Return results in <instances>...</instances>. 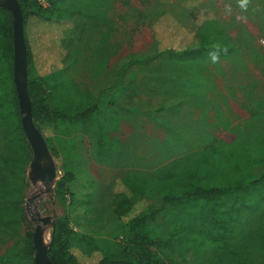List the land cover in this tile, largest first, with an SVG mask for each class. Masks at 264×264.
<instances>
[{
    "label": "rangeland",
    "instance_id": "374dc122",
    "mask_svg": "<svg viewBox=\"0 0 264 264\" xmlns=\"http://www.w3.org/2000/svg\"><path fill=\"white\" fill-rule=\"evenodd\" d=\"M195 1L112 0L111 5L102 8L99 17L74 16L68 27L62 24L52 27L56 22L38 18L42 27L34 25L37 31L47 28L56 33V40L40 36L41 44H52L55 51L65 50L61 52L66 57L62 67L54 69L52 74L54 81L61 83L53 86L52 105L59 106L57 98L62 95L65 98L63 105L66 103L69 107L68 115H74L76 107H89L94 103L93 98L98 106L83 120L57 116L53 121L54 128L44 131L57 170L54 186L44 192L42 183L32 184L27 177L23 207L30 226L18 238L0 232V257L10 250L26 251L28 237L25 234L27 231L32 233L35 227L30 217L37 214L51 216L53 220L65 215L75 231L120 240L119 222L111 198L115 181L122 175L147 180L138 188L129 185V193L154 194L150 199L147 194L137 198L138 202L135 199L137 208L161 204L163 188L157 183L164 174H169L173 182L181 172L193 173L200 179H192V183L203 186H222L229 181L241 184L251 179L252 174L254 177L260 175V162L248 166L244 161L264 152V44L261 42L264 25L256 24L241 13L237 0H201L209 3L207 12L225 23L227 33L236 44L235 52L220 58L217 64L211 63L210 58L198 59L196 49L204 37L197 32L190 36V42H184V46L175 44L170 51L165 47L155 48L159 30L166 35L175 30L174 26L179 28L169 17L176 16L175 10L180 14L188 5H196L190 4ZM43 4L47 5L45 1ZM146 8L160 9V14L165 11L166 24H159L152 17L139 18L137 13L147 14ZM126 12L129 14L125 15ZM2 17L5 19L4 13ZM187 27L190 28L189 23ZM26 28L34 30L28 23ZM2 37L0 34V39ZM7 41L4 37V47L0 50V84L3 86L0 93L11 92L10 58L5 50ZM30 49L37 72H48V68L36 61L35 45H30ZM98 57L106 60L108 72L98 74ZM57 85L59 87L55 88ZM221 87L245 93L248 113L236 114L229 109L214 108L209 120L216 123L206 125L205 118L210 115L206 109L207 101L214 100L205 98L209 92L214 94ZM114 88L118 94L114 93ZM143 96H151V99ZM193 96L200 99L199 105L195 106ZM144 108L147 111L142 116ZM196 108L201 114L196 115ZM148 121L153 126L161 123L159 131L143 130ZM127 122H133V132H127ZM232 122L237 125L228 128ZM208 125H211L210 130ZM200 126L204 130H198ZM234 160L240 165L244 163V167L231 174ZM64 163L71 175L67 177L70 179L61 199L55 193V184L63 176L58 168ZM242 228L247 229V225ZM42 229L46 243L50 244L52 226L45 225ZM211 256L212 248L199 256L190 252L186 263L203 264Z\"/></svg>",
    "mask_w": 264,
    "mask_h": 264
},
{
    "label": "trees",
    "instance_id": "16d2710c",
    "mask_svg": "<svg viewBox=\"0 0 264 264\" xmlns=\"http://www.w3.org/2000/svg\"><path fill=\"white\" fill-rule=\"evenodd\" d=\"M17 1L23 16L27 55V90L31 101L32 118L50 153L53 154L44 131L54 128V119L57 116H63L70 120H83L96 110L98 105L93 98L94 103H90L89 107H83V109L82 106L76 107L74 115L67 114L69 107L66 103L63 105L65 98L62 95L57 98L59 106L52 105L53 86L61 84L59 80L54 81L52 74L55 72L54 69L60 70L62 67V61L66 57H63L61 52L65 50L55 51L52 44L43 46L39 37L46 36L47 39L56 40V33H52L47 28L37 31L34 25L41 26L38 20L41 18L48 22H56L52 27L58 24L68 27L74 16L99 17L102 8L111 5L112 0ZM43 1L47 5H44ZM193 3L196 5H188L180 14L175 10L176 16L169 17L179 28L174 26L175 30L166 35L159 30L158 40L155 39L154 42L155 48L165 47L166 51H170L173 49L171 46L175 44L184 46L185 43L190 42V36L197 32L204 37L196 49L198 59H209L213 44L227 48V53L221 54L220 58H226L234 53L235 43L227 33L225 23L216 18L213 13L207 12L209 3L196 0L190 4ZM146 9L147 14L137 10L139 12L137 16L139 14V18L152 17L159 24L166 22L167 17L163 16L165 11L160 14V9ZM240 12L256 24L264 25L263 0H251L248 11L240 10ZM2 13L5 14V19ZM127 14L129 12L125 15ZM201 14L207 16H200ZM11 20L10 12L0 8V34L3 36L0 39V50H3L5 37L8 40L5 50L10 58L12 83L11 92L0 93V232L4 231L12 238H18L30 226L23 203L28 186L26 173L32 160V150L22 129L13 82ZM2 21H5V28L2 27ZM27 23L34 30H27ZM188 23L190 28L187 27ZM33 44L37 50L34 55L38 65L48 68V72L44 74H39L33 64L30 49V45ZM56 45L60 47L57 41ZM98 61L99 74L102 71L105 72L107 62L105 64L106 60L101 57H98ZM58 85L55 88H58ZM0 87L3 86L0 84ZM233 162L229 172L236 174L243 169L244 163L240 165L239 161ZM244 162H248V166L254 162H260L262 168L258 177L252 174L249 176L252 177L251 179L241 184H231L229 181L222 186L195 185L192 179L197 181L200 178L193 173L186 175L181 172L173 182L170 181L169 174H164L157 183L163 190L161 191L162 202L156 207L150 204L135 207L138 199L146 196L144 194H147V199L154 194L148 195L149 193H143V191L129 193V185L138 188L137 186H142L147 180L137 177L129 179L126 175H122L115 181L111 198L113 212L119 222L121 239H102L75 231L70 226L68 218L60 215L54 219L47 254L54 264H187L188 253L193 252L195 256H199L204 250L212 248L211 258L203 264H264V152L248 157ZM58 170L63 176L56 181L55 193L63 199L67 190L66 182L70 179L67 177H70L71 171L65 163ZM243 225H247V229H243ZM25 235L28 237L26 251L10 250L1 255L0 264H35L32 233L27 231Z\"/></svg>",
    "mask_w": 264,
    "mask_h": 264
},
{
    "label": "water",
    "instance_id": "95a60500",
    "mask_svg": "<svg viewBox=\"0 0 264 264\" xmlns=\"http://www.w3.org/2000/svg\"><path fill=\"white\" fill-rule=\"evenodd\" d=\"M0 8L9 11L12 17L13 82L21 114L22 129L32 150V160L28 165L27 177L32 184L43 183L44 192H48L54 186L57 170L53 156L32 118L31 101L27 90L26 41L21 7L17 0H0ZM30 220L35 224L32 232L35 264H54L47 254L49 243H46L42 229V226L50 224L53 231L54 220L51 216L42 217L39 214L31 216Z\"/></svg>",
    "mask_w": 264,
    "mask_h": 264
},
{
    "label": "crops",
    "instance_id": "0c3cea01",
    "mask_svg": "<svg viewBox=\"0 0 264 264\" xmlns=\"http://www.w3.org/2000/svg\"><path fill=\"white\" fill-rule=\"evenodd\" d=\"M235 47H236V44H235ZM236 49H237V47H236ZM124 63H125V61L122 62L121 66L124 65ZM125 65H126V67H128L127 64H125ZM105 72H108V68L105 70ZM120 73H122V72H119L118 74H120ZM126 77L123 76V78H126ZM116 90H117V88L113 89L114 93L118 94L116 92ZM215 93H217V94H215ZM215 93H214L215 94V96H214L213 93L209 92L207 98H205V99L212 98V100H214L213 102L212 101L211 102L207 101L206 109H207V113L210 114V115H207L206 118H205V124L206 125L207 124L216 123V121L209 120V117L211 118V116L214 114V110H213L214 108H217V110H227V109H229V111H233L236 114L237 113L239 114L241 112L248 113V108L246 106L247 103H246V101H244V99L246 98L245 97V93L239 92V91L238 92H233V91L225 90L222 87L220 88V90L216 91ZM161 96H154V98H159L160 99ZM127 98H129V95H128ZM143 98L151 99V96H143ZM193 99L195 100V103H196L195 106L199 105L200 99H197V97H194V96H193ZM219 99H220V101H219ZM161 100H164V98L161 99ZM253 104H254V106L257 105L255 102H253ZM259 104H260V102H259ZM251 106H252V104H251ZM196 109L198 110L196 115L201 114V110H199V108H196ZM146 111L147 110L145 108L142 109V116H144L143 112H146ZM142 119H144V117H142ZM211 121H213V122H211ZM149 122L150 121H148V124H145V128L143 130H146V131H151V130L159 131L158 127L161 125V123H157V124L155 123V125L153 126L152 123L151 122L149 123ZM127 125L130 127V129L128 128V126L126 127L127 128V132H133L135 130L133 122H127ZM235 125H237V123L234 124L232 122L228 126V128H234ZM208 126L209 127L207 129L210 130L211 129V125H208ZM200 127L201 128H198V130H204L202 128L203 126H200ZM220 129H223V128H219L218 130H220Z\"/></svg>",
    "mask_w": 264,
    "mask_h": 264
},
{
    "label": "clouds",
    "instance_id": "9594fccd",
    "mask_svg": "<svg viewBox=\"0 0 264 264\" xmlns=\"http://www.w3.org/2000/svg\"><path fill=\"white\" fill-rule=\"evenodd\" d=\"M251 0H237V6L242 12H247L249 9V5ZM228 11H231V7L229 6ZM227 48H221L219 44H213L212 50L209 52V58L211 63L217 64L220 61V55L226 54Z\"/></svg>",
    "mask_w": 264,
    "mask_h": 264
},
{
    "label": "built area",
    "instance_id": "2783aa9c",
    "mask_svg": "<svg viewBox=\"0 0 264 264\" xmlns=\"http://www.w3.org/2000/svg\"><path fill=\"white\" fill-rule=\"evenodd\" d=\"M40 1H42V0H40ZM43 3H44V1H43ZM261 42H262V44H264V37L261 38Z\"/></svg>",
    "mask_w": 264,
    "mask_h": 264
},
{
    "label": "bare ground",
    "instance_id": "6f19581e",
    "mask_svg": "<svg viewBox=\"0 0 264 264\" xmlns=\"http://www.w3.org/2000/svg\"><path fill=\"white\" fill-rule=\"evenodd\" d=\"M43 184V183H42Z\"/></svg>",
    "mask_w": 264,
    "mask_h": 264
}]
</instances>
